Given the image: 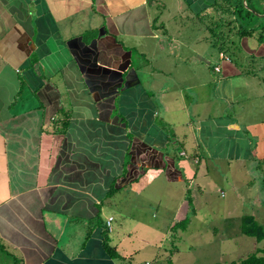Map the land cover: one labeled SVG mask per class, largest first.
I'll return each instance as SVG.
<instances>
[{"label": "crops", "instance_id": "0c3cea01", "mask_svg": "<svg viewBox=\"0 0 264 264\" xmlns=\"http://www.w3.org/2000/svg\"><path fill=\"white\" fill-rule=\"evenodd\" d=\"M217 1L0 0V235L25 264H124L109 217L121 254L178 264L220 163L264 181V42L218 50Z\"/></svg>", "mask_w": 264, "mask_h": 264}, {"label": "rangeland", "instance_id": "374dc122", "mask_svg": "<svg viewBox=\"0 0 264 264\" xmlns=\"http://www.w3.org/2000/svg\"><path fill=\"white\" fill-rule=\"evenodd\" d=\"M240 165L236 162L220 163L217 169L219 172L216 173L214 170L211 172L208 181L216 185L210 192L206 190L202 202L197 200L198 205L204 206L202 211L205 213L203 217L199 216V220L196 219L189 225L187 232V234L194 232L195 235H188V237L184 235L179 240H175L178 264H230L264 246V241L258 242L254 237L243 234L241 229L244 215L257 216L256 211L259 207L253 201L264 200V182L259 177L257 169L254 168L256 171L248 170L251 166ZM234 173L235 177L232 178L231 174ZM231 184L234 190L231 189ZM241 184H243L242 193H244L242 197L245 199L246 196L247 202L243 199L237 200L234 193V191L240 192L238 188ZM249 195L251 202L248 200ZM212 219L219 221L212 222ZM141 239L142 237L138 236L136 239L126 240L120 246L122 250L132 247L135 252L133 255L128 252L127 255L124 254L126 259L121 260L124 264H144L146 260L151 259L152 255L149 250H144L145 245ZM170 241L169 237L168 242ZM118 260L120 262V259ZM0 264H15L13 255L0 249Z\"/></svg>", "mask_w": 264, "mask_h": 264}, {"label": "trees", "instance_id": "16d2710c", "mask_svg": "<svg viewBox=\"0 0 264 264\" xmlns=\"http://www.w3.org/2000/svg\"><path fill=\"white\" fill-rule=\"evenodd\" d=\"M247 1L248 6H244L242 0L217 1L216 6L218 8V19L214 23H212V30L217 31V36H215L213 40V45H215L218 50L225 53H230V55L232 54L230 45L226 43V41L234 32L236 35H238L239 38L254 35L257 37L259 42H264V16L259 18L255 22V18H257V16L254 9L255 6L252 3L253 0ZM112 188H114V183L112 185ZM114 191L115 189L111 190L110 193H113ZM189 200L192 203L191 198H189ZM190 219L191 217L188 216L187 218L177 223L172 228L173 234L175 232H178L180 229L185 230L189 225ZM241 222V229L243 234L254 237L258 242L264 241V225L258 221L256 215L246 214L242 217ZM94 227H91L89 235L93 232ZM103 234V245L106 252L114 259H126V257L120 253L117 246L112 244V237L107 227ZM176 247L177 245H175L173 248L175 249ZM0 249L11 253L14 257L15 264H25L24 259L21 256L10 250L9 246L4 242L1 235ZM173 252L174 251H171V256L168 258V264H173ZM230 264H264V246L259 247L257 250L250 253L245 258H242L238 261H233Z\"/></svg>", "mask_w": 264, "mask_h": 264}, {"label": "built area", "instance_id": "2783aa9c", "mask_svg": "<svg viewBox=\"0 0 264 264\" xmlns=\"http://www.w3.org/2000/svg\"><path fill=\"white\" fill-rule=\"evenodd\" d=\"M220 67H218L217 69H219ZM112 220H113V217H109V220H108V228H109V230L110 231H112L113 230V227H112Z\"/></svg>", "mask_w": 264, "mask_h": 264}]
</instances>
